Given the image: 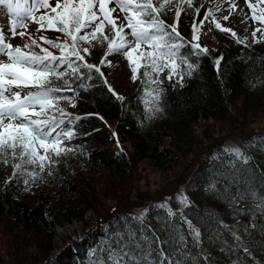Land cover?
Wrapping results in <instances>:
<instances>
[{"label":"trees","instance_id":"trees-1","mask_svg":"<svg viewBox=\"0 0 264 264\" xmlns=\"http://www.w3.org/2000/svg\"><path fill=\"white\" fill-rule=\"evenodd\" d=\"M181 7L178 21L177 0L161 18L166 24L177 25L187 45L181 53L195 65L191 76L185 75L177 83L175 75L171 80L165 78V70L157 86L146 79L142 83L143 68H139L138 79L131 78L134 89L125 96L115 90L109 71V60L116 56L105 60V48L96 44L90 55L81 54L84 62L96 65L100 72L93 70L92 78L83 81L66 77L75 91L56 94L69 98L59 101L69 115H55L64 120L57 132L73 133L69 139L75 152L67 147L69 151L59 157L53 155L44 170L38 164L14 169L12 165L21 161L10 154L7 163L0 160V220L15 224L19 232L40 243L38 261L27 264H112L110 256L124 253H128L123 256L127 264H135L136 260L140 264H160L161 250L173 264L176 260L183 264H264V209L257 207L264 197V130L247 140L242 137L234 143L216 142L203 150L183 189L187 204L181 208H170L160 201L148 205L146 214L145 210H131L101 218L65 249L68 256L52 260L49 255L55 249L54 229L84 220L93 210L94 175L102 177L107 172L119 183L130 180L133 169L124 153L131 155L134 166L149 161L167 173L193 153L191 132L201 119L210 116L232 121L234 101L259 92L264 95V50H246L235 56L223 48L207 47L200 37L193 40L200 10L193 2L191 7ZM60 35L63 41V33ZM193 43L208 51L195 55ZM46 49L60 55L48 44ZM82 83L86 87H81ZM157 88L162 89L158 103L153 100L155 93L146 94ZM155 107L161 111L148 110ZM226 148H239L252 159L245 164ZM234 198L235 204L231 203ZM237 207L241 211L237 212ZM141 215L143 220L135 219ZM187 221L200 231L199 244ZM233 232L241 237L240 241ZM130 256L134 260L130 261Z\"/></svg>","mask_w":264,"mask_h":264},{"label":"snow or ice","instance_id":"snow-or-ice-1","mask_svg":"<svg viewBox=\"0 0 264 264\" xmlns=\"http://www.w3.org/2000/svg\"><path fill=\"white\" fill-rule=\"evenodd\" d=\"M173 2L174 0H55L53 6L52 0H0V5H5L8 11L14 14L15 18L10 26L13 38L17 35L18 28H27L25 18L39 25L37 32L51 30L64 35L63 41L40 37L44 43L58 50L59 56L44 48L41 49L44 54L37 55L26 53L21 47H14L8 43V37L0 29V160L7 163V157L10 154L14 159L21 161L12 165L14 169L19 170L24 164H38L39 168L44 170L53 155L59 157L61 153L69 151L63 146V138H71L73 133L71 131L57 132V128L64 123V120L56 119L55 115L56 113H59L61 117L69 115L59 106L60 100L69 98L56 94L69 90L75 91L66 77L83 81L92 78L93 70L100 72L96 65L84 62L85 57L81 54L90 55L91 48L96 44L105 48V60L113 55L124 57L131 67L133 81L138 79L139 68H143L141 82L144 83L146 79L157 86L162 83L159 76L165 70H167L165 78L171 80L175 75L178 77L177 83L183 81L185 75L191 76L195 65L181 53V49L187 45L177 30V25L166 24L161 18ZM184 4L191 7L192 0H177L175 12L177 21L183 10L181 6ZM248 7L253 8V5L249 3ZM40 10L44 12L37 17L35 13ZM113 13L117 15L114 17ZM211 15L213 13L209 10L205 19ZM251 18L254 22L258 20L260 24H264V9L257 17L253 8ZM215 27L221 32L231 31L218 22L215 23ZM257 32L264 34V28L256 27L252 32L254 38ZM19 35L23 37L25 32L21 31ZM232 36L235 37L236 33L232 32ZM192 39L199 40L195 26ZM241 42L237 39V43ZM33 45L39 47L37 41L31 39V45L25 44L24 48ZM191 48L195 55L208 51L199 43L191 44ZM219 63L218 59L216 64L219 65ZM81 69L84 71L81 72ZM57 81H62V84H57ZM80 86L86 87L83 83ZM24 89L34 90L24 93ZM160 91L162 89H152L146 94L155 93L153 100L158 103ZM118 99L122 98L118 97ZM148 110L161 111L159 107ZM225 151L233 153L245 164L252 159L242 153L239 148H226ZM243 198L240 197V199ZM181 203L187 204L186 198H182ZM231 203H236L235 198ZM158 207H166V205ZM257 207L264 209V197L260 198ZM236 211L239 212L241 209L237 207ZM169 214L174 215L171 212ZM261 215H264V212ZM143 218L144 216L141 215L135 219L143 220ZM187 223L194 234L195 241L199 244L200 231L194 228L190 221ZM233 236L237 241L241 240L235 232ZM244 251L249 253L247 247ZM124 255L128 253L119 257L110 256L112 264H127L123 258ZM161 255L160 264H164L168 257L163 256V250ZM129 260H134V257L130 256ZM135 264H140V261L136 260ZM168 264L173 262L168 260ZM175 264H183V261L176 260Z\"/></svg>","mask_w":264,"mask_h":264},{"label":"rangeland","instance_id":"rangeland-1","mask_svg":"<svg viewBox=\"0 0 264 264\" xmlns=\"http://www.w3.org/2000/svg\"><path fill=\"white\" fill-rule=\"evenodd\" d=\"M192 2L200 10L195 21L196 33L207 47L214 50L223 48L235 56L242 55L246 50L249 52L264 50V34L257 32L255 38L252 36L255 28H264V24H260L258 20L254 22L251 18L253 8L257 17L264 9L262 0H192ZM249 3L253 5V8L248 7ZM52 4L54 6L55 0H52ZM209 10L213 15L207 16L205 19ZM43 12L44 10L37 11L35 15L38 17ZM117 12H119L118 9ZM116 15L117 13H113L114 17ZM120 15L123 14L120 13ZM14 18V14L10 13L5 5H0V29L8 37L7 42L14 47H21L26 53L44 54L41 49H46L47 44L40 39L41 36L50 40H62L60 32L57 31L41 30L37 32L39 25L27 18L24 19L27 28H18L17 35L13 38L10 26ZM217 22L231 31L221 32L215 27ZM21 31L25 32L23 37L19 35ZM232 32L236 33L235 37L232 36ZM29 37L35 39L39 47L33 45L24 48L25 44L31 45ZM237 39L242 42L237 43ZM256 40L259 42H255ZM109 71L112 72L111 79L117 92L126 96L134 89V82L131 81V67L125 58L121 56L111 58ZM32 90L34 89H24L23 91L27 93ZM230 119L232 121L227 120L229 122L210 116L201 119L200 124L191 132L193 153L188 158L180 159L172 168L173 170L167 173L157 170L149 161L134 166L130 160L131 155L124 153V157L133 169V176L130 180L119 183L107 172L102 177L100 174L94 175L96 196L91 199L93 211L84 216L85 221L72 222V224H66L65 227L59 226L54 229L55 249L53 252L51 250L49 252V255L52 254L51 259H60L64 254L68 256L65 249L71 247L74 237L81 236L86 230V225L87 227L92 225L96 219L100 221L101 218L113 217L131 210L144 211L151 203L160 201L170 208L172 206L181 208L183 205L181 199L186 198L183 196V189L190 182V176L203 150L216 142L234 143L242 140V137H246L247 140L264 130V95L262 96L259 92L258 95L245 96L234 101V114ZM121 150L118 149V151ZM39 251V242L36 243L32 237L19 232L15 224L10 223L9 225L6 219L0 220V264L36 262L40 256Z\"/></svg>","mask_w":264,"mask_h":264}]
</instances>
